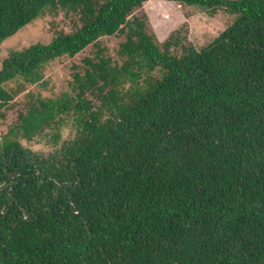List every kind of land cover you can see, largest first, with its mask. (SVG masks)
<instances>
[{
	"label": "trees",
	"instance_id": "trees-1",
	"mask_svg": "<svg viewBox=\"0 0 264 264\" xmlns=\"http://www.w3.org/2000/svg\"><path fill=\"white\" fill-rule=\"evenodd\" d=\"M150 1L0 0V46L48 10L80 23L9 52L0 112L47 64L124 40L121 63L88 59L0 136V264H264V0H167L234 16L200 49L158 42L137 14ZM69 114L55 152L22 144L56 145Z\"/></svg>",
	"mask_w": 264,
	"mask_h": 264
},
{
	"label": "rangeland",
	"instance_id": "rangeland-1",
	"mask_svg": "<svg viewBox=\"0 0 264 264\" xmlns=\"http://www.w3.org/2000/svg\"><path fill=\"white\" fill-rule=\"evenodd\" d=\"M102 1V0H100ZM145 13L148 17V30L156 36L158 42L166 40L174 34L182 43L190 44L196 49L207 45L217 37L229 24L234 16L219 10L215 15L195 8L167 0H152L145 3L137 14ZM80 26L76 15H67L61 9L48 10L45 14L21 29L17 34L5 40L0 46V66L2 60L13 50H22L35 43H48L58 32L70 33ZM121 35L101 38L98 44L88 46L84 51L73 58L62 57L47 64L42 71L43 79L36 84H24L25 88L15 97L10 105L0 112V136L7 133L10 126L16 121L18 113L24 110L30 100L38 98H53L64 92H71V83L75 73H84L88 66L85 62L96 60L99 55L121 63L118 56L120 44L123 42ZM101 49V50H100ZM158 75V73H155ZM21 80L10 82L7 87L16 89ZM92 100L96 108L99 104L92 95L86 96ZM74 116H65V122L60 127L61 139L56 145L51 142L52 130L22 144L34 152L44 155L58 150L65 140L75 137L77 129L73 123Z\"/></svg>",
	"mask_w": 264,
	"mask_h": 264
}]
</instances>
